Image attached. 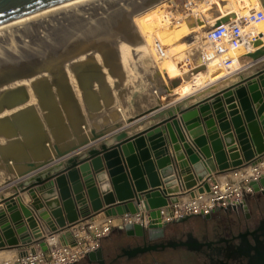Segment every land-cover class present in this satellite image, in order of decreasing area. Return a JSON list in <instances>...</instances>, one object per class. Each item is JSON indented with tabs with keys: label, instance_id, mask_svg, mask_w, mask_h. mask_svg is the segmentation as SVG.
Segmentation results:
<instances>
[{
	"label": "bare ground",
	"instance_id": "1",
	"mask_svg": "<svg viewBox=\"0 0 264 264\" xmlns=\"http://www.w3.org/2000/svg\"><path fill=\"white\" fill-rule=\"evenodd\" d=\"M162 1L66 0L0 24V176L4 180L30 179L32 174L36 176L96 148L118 129L120 119L126 115L125 120L132 123V129L173 110L175 120L183 121L175 109L179 103L193 102L202 92H217L226 84L230 71L203 63L197 51L196 43L205 25L196 16L184 17L174 21L172 27L177 28L173 31L174 38L191 42L181 47L190 57L188 70L179 78H163L154 71L160 93L152 96L137 118L129 116L128 104L136 94H148V91L143 90L139 70L122 60L136 51L141 52L143 43L154 45L156 37L148 39L137 24L128 25V22L148 9L156 10ZM108 18L118 28L107 26ZM214 18L213 24L220 20ZM258 29L261 38L239 52L241 68L251 61L264 68V26ZM99 32L103 35H98ZM98 41L101 44L97 52H92ZM76 46L88 55L86 61L92 60L95 65L87 66L83 54L74 55ZM209 111L216 124L211 105ZM224 113L227 114L226 109ZM242 115L240 111L241 121ZM202 117L199 113V119ZM164 129L169 134L167 125ZM133 153L138 163L141 162V152L134 148ZM247 166L244 164L241 170L252 167ZM226 178L239 180L229 173ZM36 195L40 199V193Z\"/></svg>",
	"mask_w": 264,
	"mask_h": 264
},
{
	"label": "water",
	"instance_id": "2",
	"mask_svg": "<svg viewBox=\"0 0 264 264\" xmlns=\"http://www.w3.org/2000/svg\"><path fill=\"white\" fill-rule=\"evenodd\" d=\"M64 1L0 0V24ZM208 93H211L210 96L200 99ZM196 98L193 102H182L176 106L184 122L175 120V110L162 112L154 118L161 121L146 132L135 136H129L128 132L120 133L110 142H103L36 176L32 174L30 179L22 178L9 188V198L0 194V251L28 247L41 240L44 233H63L60 240L74 245L72 228L86 221L135 214L132 200L140 203L148 188L157 209L163 205L161 198L169 204H177L182 201L183 190L190 191V197L208 192V178L241 170L244 164L249 167L263 161L264 69L251 76H241L238 82L225 90L202 92ZM210 105L215 110L221 134L210 115ZM240 111L243 121L238 116ZM199 113L203 116L200 119ZM200 120L206 128L205 132L199 124ZM164 125H167L173 145L172 157L164 148ZM185 132L190 138L189 143L184 139ZM142 134L145 138L141 137ZM111 142L116 144L111 145ZM146 146L154 152L152 156ZM134 148L141 152L139 163L135 159ZM172 162L176 163L177 171ZM258 184L264 187V179L251 183L255 191ZM36 192L40 193L42 203ZM23 193L32 199L29 207L20 200ZM143 205L146 211L152 208L146 201ZM220 210L205 216H186L164 227L158 224V210H151L146 226L130 224L122 231L128 238L156 241L165 237L169 226L191 217L207 220ZM181 245L186 246L187 243ZM100 247L85 256L89 263H101Z\"/></svg>",
	"mask_w": 264,
	"mask_h": 264
},
{
	"label": "built area",
	"instance_id": "3",
	"mask_svg": "<svg viewBox=\"0 0 264 264\" xmlns=\"http://www.w3.org/2000/svg\"><path fill=\"white\" fill-rule=\"evenodd\" d=\"M225 13L229 15L224 16ZM191 16H196L199 18L198 21L205 25L204 33L196 43L203 63L216 64L229 70L227 80L235 78L239 81L241 76H249L254 68L259 67V71L264 69L255 61L243 65L242 68L238 66L241 57L239 52L248 49L262 36L258 29L264 26L262 0H163L156 10L148 9L139 17L136 16L133 22H128V25L137 24L148 39L156 37L154 45L143 43L141 47L144 62L153 69L152 72L156 71L163 78L170 76L179 78L186 73L190 66V57L185 55L181 47L191 42L183 40L182 43L174 38L173 31L177 28L172 27V23ZM214 17L220 20L213 24ZM166 29H169V32L164 33ZM81 51L82 49L76 46L74 55L85 56L86 53ZM154 77L156 78V75ZM186 136L184 139L189 143L190 138L188 134ZM172 166L177 167L175 162H172ZM231 173L238 176L237 182L220 181L218 176H213L206 180L208 192L196 193L194 197H190V191L183 190L182 201L169 204L166 199L161 198L163 205L157 209L150 197L151 189L148 188L144 197L140 198V203H137L136 199L132 200L135 214L128 213L119 217L81 223L71 229L74 245L61 241L60 238L63 236H59L61 233H44L41 240L18 249L20 251L14 257L5 259L1 264H75L88 253L95 252L102 240L112 231L125 230L130 224L146 226L151 210H158L160 216L158 224L164 227L168 223H177L186 216H205L216 209H234L249 195L256 193L264 195V187L261 184H258L257 191L251 186V183H259L260 179H264V162L248 170ZM144 201L152 206L150 210L146 211Z\"/></svg>",
	"mask_w": 264,
	"mask_h": 264
},
{
	"label": "flooded vegetation",
	"instance_id": "4",
	"mask_svg": "<svg viewBox=\"0 0 264 264\" xmlns=\"http://www.w3.org/2000/svg\"><path fill=\"white\" fill-rule=\"evenodd\" d=\"M188 222L169 226L156 241L114 230L101 242V263L83 258L75 264H263L264 195L217 211L199 228L185 226Z\"/></svg>",
	"mask_w": 264,
	"mask_h": 264
},
{
	"label": "crops",
	"instance_id": "5",
	"mask_svg": "<svg viewBox=\"0 0 264 264\" xmlns=\"http://www.w3.org/2000/svg\"><path fill=\"white\" fill-rule=\"evenodd\" d=\"M259 71V67L258 68H254V69H252V72H250L249 73V76L250 75H253V74H255L256 72H258ZM238 81V79H235L234 81H232V82H230V83H228V84H226V85H224V86H221L219 89H218V91H220V90H225V89H227L229 86H231L232 84H234L235 82H237ZM208 96H210V94H207V95H203L202 97H200V99H205V98H207ZM134 100V99H133ZM191 104V103H190ZM130 108V106H129V104H128V109ZM146 109V107L144 108H141L140 110H137V111H134V112H129V116H132L133 118H137L139 115H140V113L143 111L144 112V110ZM124 115L126 114L125 112L123 113ZM126 117H128L127 115L125 116V118ZM125 118H124V116L120 119V125H119V127H118V129H116L114 132H112L111 133V135H108V137L106 138V141L108 142H110V140L112 139L111 137L112 136H116V135H118L119 133H121V132H128V134H129V136H135V135H137V134H139V133H141V132H143V131H145L146 129H148V128H150L151 126H153V125H155V124H157L159 121H161V120H152V118H149V119H147V120H145V121H143L144 123L143 124H138L137 126H135L133 129L132 128H130V125H132V123H130V124H128V122L125 120ZM102 119L100 118V120H98V122L100 123V121H101ZM140 120H142V119H140ZM228 121L230 122V119L228 118ZM138 122V121H137ZM133 124H135V123H133ZM201 126L203 127V129H204V132L206 131V128L203 126V124H201ZM215 128L217 129V131H218V133H220L221 134V132H220V125L216 122V124H215ZM185 131V130H184ZM175 134H176V132H174ZM183 133V132H182ZM185 135H184V138H185V136L187 135V133L185 132L184 133ZM186 138H187V136H186ZM162 139L164 140V148H166L167 150H168V153H169V156H170V154H172V143H171V141H170V137H169V134L168 133H166L165 135H163L162 136ZM106 141H104V142H106ZM134 140H132L131 142H133ZM114 144H116V142H111V145H114ZM178 144H180V142L178 141ZM146 148L147 149H149V153H150V155L152 156L153 155V151L150 149V147L149 146H146ZM80 155V154H79ZM154 160V159H153ZM107 171V170H106ZM229 174H233V173H229ZM16 180H18V179H13V180H9V182L7 181V180H4V177H1L0 176V194H3L6 198H9L10 196H11V193H9L8 192V190L9 189H7L8 187H7V185L9 184V183H13L12 185H15V184H17L19 181H16ZM54 180V179H53ZM218 180H220V181H226L227 180V178H226V174H223V175H220V176H218ZM16 181V182H15ZM185 192V191H184ZM186 193V192H185ZM26 195L27 197L26 198H24L23 197V195ZM183 194V193H182ZM186 198V197H185ZM183 199H184V195H183ZM20 200H21V202H22V204L24 205V206H29V204L31 203V197L27 194V193H23V194H21L20 195ZM116 203H118V202H116ZM106 209V207L104 206L103 207V210H105ZM102 210V211H103ZM92 214H94V215H96V213H92ZM98 220V219H97ZM63 235V233H61L59 236H62ZM20 250H18V249H10V250H4V251H0V255H1V253H2V255H11V254H16L17 252H19Z\"/></svg>",
	"mask_w": 264,
	"mask_h": 264
},
{
	"label": "rangeland",
	"instance_id": "6",
	"mask_svg": "<svg viewBox=\"0 0 264 264\" xmlns=\"http://www.w3.org/2000/svg\"><path fill=\"white\" fill-rule=\"evenodd\" d=\"M131 9V8H130ZM113 19L112 18H108L107 21H106V25L107 26H114L113 24ZM115 28H118V25L116 24L114 26V29ZM105 31V30H104ZM103 32H99L98 35L102 36ZM99 39V37L97 38ZM101 44V41H98L96 43H94V49L92 50V52H97V49L99 48ZM88 55H85V60L86 61V57ZM126 59V60H125ZM107 61V60H106ZM128 61V64H126L127 66H130V67H136L139 72L141 73L142 75V85H143V90L145 92L148 91V94H142V93H138L135 95L134 97V100L129 104L130 108L128 109L129 112H134V111H137V110H140L141 108H145L148 106V104L150 103V99H152L153 97L152 96H157V94L160 93L159 91V84L157 82V79H155V75L153 74V72L151 71V69L149 68V66L144 62V59H143V56H142V53L138 51H136L134 54H130L128 56V58H124L122 60V63L124 62H127ZM86 65H88L89 67L90 66H93L95 65L94 61L92 60H87ZM235 78H231L229 80L226 81V84L234 81ZM225 84V85H226ZM182 223H185L182 222ZM205 220L202 219L201 217H191L189 219V222L185 224V226H188V227H194V228H199L200 225H203L205 224ZM174 226V225H172ZM184 226V225H183ZM16 254H11V255H3L2 257H0V262L1 260H5V259H8L10 257H14ZM6 256V257H5ZM79 264H83V262L79 263Z\"/></svg>",
	"mask_w": 264,
	"mask_h": 264
}]
</instances>
